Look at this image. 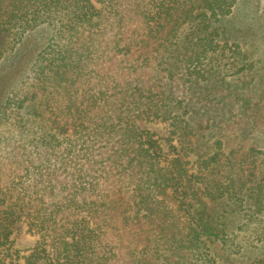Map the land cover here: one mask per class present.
I'll use <instances>...</instances> for the list:
<instances>
[{
	"label": "trees",
	"instance_id": "obj_1",
	"mask_svg": "<svg viewBox=\"0 0 264 264\" xmlns=\"http://www.w3.org/2000/svg\"><path fill=\"white\" fill-rule=\"evenodd\" d=\"M237 2L0 0V264H220L206 201L264 227ZM139 119L170 126L167 149ZM20 224L39 237L23 256Z\"/></svg>",
	"mask_w": 264,
	"mask_h": 264
},
{
	"label": "rangeland",
	"instance_id": "obj_2",
	"mask_svg": "<svg viewBox=\"0 0 264 264\" xmlns=\"http://www.w3.org/2000/svg\"><path fill=\"white\" fill-rule=\"evenodd\" d=\"M222 25L231 40L238 44L244 54L242 56L245 57L244 62L248 64L245 72L232 76L229 81H232L238 90L244 88L243 82H247L251 89L246 87L245 90L247 88L252 90L253 95L256 92L255 97L261 95L264 91V0H238L233 13L223 19ZM50 35L51 30L45 28L33 34L31 40L36 42L39 48H42ZM259 79L263 80V83L260 89L255 91V81ZM254 102L252 113L247 118L251 124L248 142L256 145L259 150L264 152V95L262 98L255 99ZM240 105L241 103L238 104L236 111H240ZM202 112L206 114L205 111ZM137 125L142 129L151 131L164 148H168V139L172 136H170V126L166 122L158 119L151 121L139 119ZM216 132H218L217 129L206 128L203 133L208 136L214 135ZM208 138H211L212 142L214 136ZM174 144H177V140L174 141ZM205 144V142L200 144L199 150L202 154L207 150ZM201 153L199 154L201 155ZM199 154L190 156L193 168L197 166ZM205 212L206 218L211 222L216 223L218 218H221L218 222L219 225L221 224L219 228H222L220 230L226 233V238L229 240L226 247L229 249L224 253L226 255L225 261L220 264H230L227 262L229 259L233 260L231 264H252L254 261L264 260V238L259 239L255 232L256 228L259 229V232H264V227H259L257 222L247 221L242 212L236 211L234 213L224 202L206 201ZM12 238L14 247L21 251L22 256L28 255L29 249L39 239L38 236L26 232L25 224H20L17 227ZM232 241L234 242L233 245Z\"/></svg>",
	"mask_w": 264,
	"mask_h": 264
}]
</instances>
